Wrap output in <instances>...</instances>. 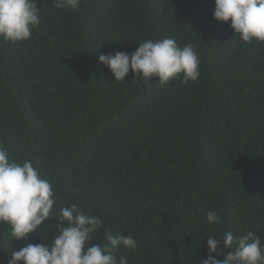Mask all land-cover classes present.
<instances>
[{
	"label": "trees",
	"instance_id": "obj_1",
	"mask_svg": "<svg viewBox=\"0 0 264 264\" xmlns=\"http://www.w3.org/2000/svg\"><path fill=\"white\" fill-rule=\"evenodd\" d=\"M38 7L30 39L0 37V142L17 162H38L58 198L53 215L76 203L100 216L89 246L107 244L106 231L132 235L135 250L113 252L128 264H199L207 236L228 230L264 243V42L240 41L213 18L214 0ZM165 37L194 46L198 80L154 77L148 87L130 70L119 83L98 62ZM209 211L222 223H209ZM57 222L22 240L0 224V264L50 243Z\"/></svg>",
	"mask_w": 264,
	"mask_h": 264
},
{
	"label": "clouds",
	"instance_id": "obj_2",
	"mask_svg": "<svg viewBox=\"0 0 264 264\" xmlns=\"http://www.w3.org/2000/svg\"><path fill=\"white\" fill-rule=\"evenodd\" d=\"M53 2L57 9L79 11L82 0ZM38 3L40 0H0V37L13 43L30 39L32 30L41 24ZM212 15L218 21H230L229 27L240 41L264 42V0H214ZM137 45L131 53L99 55L98 62L110 70L113 81L122 83L130 70L148 87L154 77L160 85L178 77L184 85L198 80L200 59L192 44L180 46L174 37H165L145 39ZM57 199L38 162H17L0 142V224H8L13 239L22 240L45 220L54 217L58 221L50 243H29L12 251L7 264H128L126 256L117 260L113 252L119 248L135 250L137 241L132 235L106 231L107 244L89 246L103 227L101 217L82 211L76 203L61 207L53 215ZM206 215L209 223H222L216 212ZM207 237L206 258L199 264H264V243L254 231L238 236L228 230L220 238ZM221 253L223 259H218Z\"/></svg>",
	"mask_w": 264,
	"mask_h": 264
}]
</instances>
